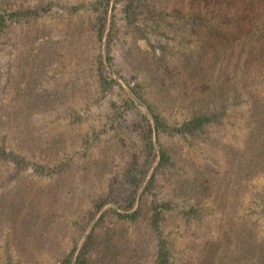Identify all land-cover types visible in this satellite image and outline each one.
<instances>
[{
  "label": "rangeland",
  "instance_id": "374dc122",
  "mask_svg": "<svg viewBox=\"0 0 264 264\" xmlns=\"http://www.w3.org/2000/svg\"><path fill=\"white\" fill-rule=\"evenodd\" d=\"M175 1L170 4L171 7H177ZM126 2L0 0V5L9 11L20 7L37 9V14L30 17L6 16V30L0 34V107L13 112L10 119L0 115V143L5 142L15 155L20 153L25 158L24 164L18 165L13 158H6L0 149V202L10 200L7 196L16 197L19 200L17 205L23 212L15 228L11 229L6 222L0 225V264H8L10 260L14 263L59 264L72 247L81 245L94 217H101L95 228V243L100 242V247H104L106 238L110 247H125L122 255L130 254L133 247L140 245L155 247V240H150L154 234L150 233L148 225L155 207L167 214L166 219H161L162 229L169 239H175L174 247H185L187 240L195 237L194 234L199 236L198 241L204 236L223 240L222 229L230 220L237 227L235 232L238 236L231 238L229 247H236L237 254L242 255L239 257L240 264H253L251 253L239 251L250 247L251 243L256 244L255 247H264V212L261 205V199H264V169L235 189V184L224 182L217 185L219 189L213 194L218 198L216 203L211 202L213 195L201 201L202 206L212 207L214 204V214L201 209V218L195 214L191 223L182 213L177 214V210L184 205L183 200L177 204L163 202L173 183L165 180L166 177L164 185H157V188L144 186V195L147 196L142 195L132 205L124 203L120 206L114 200L105 213L104 208L97 209V202L104 200V194L110 188L109 179L113 182L117 180L115 176L131 161L132 155H137L140 162L143 154L149 151L145 139L149 120L144 117V109H140L137 103L132 104L127 96L129 91L125 80L129 72L114 77L126 88L114 82L112 88L106 90L101 85L97 68L100 53L104 55L106 45L104 19L108 20L109 28L113 20V26L119 28L112 35L114 71L120 69L119 66L125 67L126 71L132 68L129 62L138 54L137 45L143 51H149V38L155 43L161 39L151 34L152 26L147 27V36L139 34L136 28H128ZM259 10L260 16H263L264 5ZM215 19L219 22L218 18ZM184 23L185 20L176 28L181 29ZM261 23L264 24V19ZM178 34L189 35L188 28ZM168 38V45L165 43L170 47L167 60L179 64L183 57L178 50L181 45L175 38ZM157 49L161 50L159 46ZM43 53L46 55L44 62L37 64ZM28 54H35L37 61L32 60L33 55H29L26 61L36 62L41 69L38 71L40 83L37 87L35 83L29 85L27 96L14 99L13 79L9 82L5 79L7 75H14L19 55L25 57ZM11 62L12 67H9ZM210 69L213 70L212 67ZM223 75L225 78L231 76L232 87L240 85L230 69H226ZM142 77L148 79L150 73L142 72ZM251 78L260 81L259 87H256L261 89L260 96L264 98V67L257 66ZM144 90L145 98L157 105L155 111L169 119L165 128L159 129V145L172 149L175 159L178 155L182 156L178 161L181 165L185 166L188 152H192L188 153L191 167L190 162L202 163L209 151L210 156L216 158L218 170L223 172L227 169V159L231 154L225 147V150L218 147L220 143L229 142L239 129L247 127V113L252 102L247 94L237 103L230 102L227 109L229 117L223 124L213 123L211 136L214 135L218 141H200L199 144L196 140H184L171 134V129L179 127L186 119L188 109L176 108L173 99L164 102L159 88L156 91L147 85ZM34 102L35 107L29 112L28 105L34 106ZM18 107H23L25 115L14 111ZM150 120L154 126L157 125L154 118ZM121 139L126 140L125 143ZM152 171L153 168L148 178ZM152 190L157 194L155 202L151 197ZM132 211L137 213L135 217L127 215ZM225 212L230 213L228 219ZM93 255L99 254L95 252ZM176 255L186 260L188 254L183 256L179 251ZM101 256L99 261L103 260V263L100 264H104V252Z\"/></svg>",
  "mask_w": 264,
  "mask_h": 264
},
{
  "label": "trees",
  "instance_id": "16d2710c",
  "mask_svg": "<svg viewBox=\"0 0 264 264\" xmlns=\"http://www.w3.org/2000/svg\"><path fill=\"white\" fill-rule=\"evenodd\" d=\"M173 2L174 0H127L125 18L128 28H136L139 34L147 36V27L152 26L151 34L161 38L159 43H155L148 35L151 42L149 51H143L137 45L138 54L130 59L132 62L129 63L132 68L127 69L128 71L122 66L114 71V57L111 53L112 35H115L119 28L113 26L114 20L110 23V28L107 19L103 22L104 38L105 36L107 38L106 45L104 43V55L100 53L101 57L97 65L101 85L107 90L112 88L115 82L124 89L126 87L114 77L123 76L124 72H129L127 73L129 77L125 80L128 87L127 92L129 91L127 96L130 97L132 104L137 103L140 109H144V117L147 121L149 120L148 131L145 134L149 151L143 154L140 162L137 155H132L131 161L127 162L118 176H115L117 180L113 182L109 179V185H111L104 194V200L96 204L98 210L104 208V213L114 200L119 202L120 206L124 203L132 205L142 195L147 196L144 195V186L150 185L157 188V185H164L163 180L166 177L165 180L173 181V183L169 195L163 199V202L177 204L178 201L183 200L186 207L183 209V205L177 210V214L182 213L186 221L191 223L195 214L201 218L205 210L208 214H214L215 205L202 206L201 201L217 192L219 189L217 185L224 182L229 185L235 184L233 186L235 189L244 185L259 170L264 169V98L260 96L261 89L258 88L260 81H254L251 78L257 66L264 67V38L262 39L264 24L261 23L264 15L259 14L264 0H176L174 4L177 7H171L170 4ZM36 12L37 9L31 7H20V9L9 11L5 6L0 5V34L6 30V16L10 18L20 15L30 17L36 15ZM215 18H218L219 22ZM184 20L183 27L177 29V24ZM186 28H188L189 35L179 36V31L183 32ZM171 29L173 30L169 34ZM168 36L175 38L177 44L181 45L178 50L179 53L182 52L183 57L179 64L167 60V50L170 47L165 46V43L168 45L167 42L170 39ZM120 39L123 40L122 36ZM158 46L161 50L157 49ZM29 55H33V60L35 54H28L25 57L19 55L16 59L14 75H7L5 79V82L13 79L14 99L27 96L29 85L35 83L37 87L40 83L38 71L41 69L36 62L26 61ZM44 56H46L45 53L39 58L37 64L44 62ZM34 60L37 61L35 58ZM8 66L12 67V62ZM211 67L213 70L210 69ZM226 69H230L233 75L237 76L236 82L240 83L239 86L232 87L231 76H228V79L224 77L223 73ZM145 71L150 73L148 79L142 77V72ZM147 85L152 90L157 91L159 88L164 102L166 99H173L176 108L188 109L186 119L179 127H173L171 134L184 140H196L199 144L200 141L217 142L214 135L211 136L213 123L223 124L225 118L229 117L227 109L230 102L237 103L244 94L248 95V99L252 102H250L251 106L249 105L247 113V127H243V130L239 129L229 142L220 143L221 146L218 147L222 150H229L231 154L227 159L225 171L218 170L216 158L212 157L213 155L210 156L209 151L202 163L190 162V167L188 153L192 152H188L185 156L184 166L178 163L182 156L178 155L175 159L172 149L159 145V129L165 128L169 119L156 112L157 105L145 98L144 88ZM28 100L32 99L28 98ZM28 107V111H32L35 102L34 106L28 105ZM14 111L24 115L26 112L23 107H18ZM12 113V109L8 111L0 107V115L6 118L10 119ZM151 118L155 119L156 126L150 120ZM121 141L125 143L126 140L121 139ZM0 149L6 158H13L18 165L19 163L24 164V156L20 153L15 155V152L7 148L5 142L0 143ZM151 168L153 171L148 178ZM150 192L155 202L154 197L157 194L153 193L154 190ZM7 197L10 200L0 202V225L6 222L13 229L16 227V222L22 218L23 212L17 205L19 200L16 197ZM217 199L213 195L211 202L216 203ZM261 201L264 212V199ZM224 214H226V219L230 217H228L229 212ZM127 215L135 217L137 213L132 211ZM165 216L167 214L155 207L151 223L148 224L150 233L154 234L150 240H155V247H143V245L141 247L140 245V247H133L130 254L127 252L123 255L125 247H110L107 244V238L106 242L103 241L104 247H100V242L95 243V228L101 217H94L81 245L72 247L59 264H100L103 263V260L99 261L103 252L104 264H240L239 257L242 255L237 254L236 247H229L231 238L238 236L235 232L237 227L230 220L222 229L225 239L215 240V238L204 236L198 241L199 236L194 234L196 238L190 237L185 247L180 248L174 247L175 239H169L167 232L162 229L161 219H166ZM11 232L13 233L12 230ZM255 246L256 244L251 243L250 247H244L239 253H251L255 259L252 260L253 264H264V247ZM129 248L126 247V249ZM179 251L183 256L188 254L186 260L179 259L176 255ZM188 251L191 252L187 253ZM95 252L100 256H94ZM8 264L36 263H14L10 260Z\"/></svg>",
  "mask_w": 264,
  "mask_h": 264
}]
</instances>
